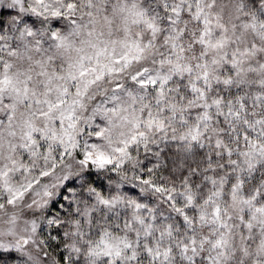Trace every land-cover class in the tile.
Here are the masks:
<instances>
[{"label":"snow or ice","instance_id":"1","mask_svg":"<svg viewBox=\"0 0 264 264\" xmlns=\"http://www.w3.org/2000/svg\"><path fill=\"white\" fill-rule=\"evenodd\" d=\"M0 214V264H264V0H0Z\"/></svg>","mask_w":264,"mask_h":264},{"label":"clouds","instance_id":"2","mask_svg":"<svg viewBox=\"0 0 264 264\" xmlns=\"http://www.w3.org/2000/svg\"><path fill=\"white\" fill-rule=\"evenodd\" d=\"M78 159H79L78 157L73 156L71 158H65V162L68 164H71L72 167L75 169L78 167ZM195 160H196L195 156H189L187 160L184 162V168H187L188 164H191L192 167L195 168L196 166ZM18 207H23V205H18ZM5 220H6V217L0 214V225H2L5 222ZM11 264H25V260L17 256L12 259Z\"/></svg>","mask_w":264,"mask_h":264}]
</instances>
